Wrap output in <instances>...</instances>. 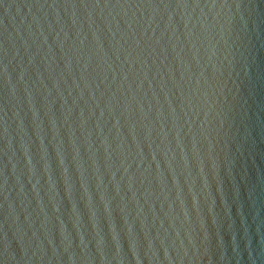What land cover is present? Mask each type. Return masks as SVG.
I'll return each instance as SVG.
<instances>
[{"label":"water","instance_id":"95a60500","mask_svg":"<svg viewBox=\"0 0 264 264\" xmlns=\"http://www.w3.org/2000/svg\"><path fill=\"white\" fill-rule=\"evenodd\" d=\"M0 264H264V0H0Z\"/></svg>","mask_w":264,"mask_h":264}]
</instances>
